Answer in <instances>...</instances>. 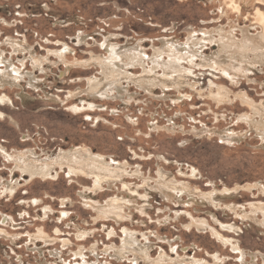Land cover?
Returning <instances> with one entry per match:
<instances>
[{
	"label": "rangeland",
	"instance_id": "1",
	"mask_svg": "<svg viewBox=\"0 0 264 264\" xmlns=\"http://www.w3.org/2000/svg\"><path fill=\"white\" fill-rule=\"evenodd\" d=\"M233 1L0 0V70L3 59L23 72L0 79L9 98L0 104V264H264V138L241 119L264 107V63L231 73L216 63L220 33L237 62L264 57V0ZM192 38L200 51L180 61L183 86L171 76L137 81L157 65V49ZM113 46L146 55L126 66L130 77L113 95L88 93ZM219 87L222 99L212 96ZM79 146L125 164L123 180L95 193L92 177L68 168L33 180L15 169L22 154L46 163ZM116 198L118 217L107 210ZM39 230L47 240L32 239ZM143 247L148 262L135 258Z\"/></svg>",
	"mask_w": 264,
	"mask_h": 264
},
{
	"label": "bare ground",
	"instance_id": "2",
	"mask_svg": "<svg viewBox=\"0 0 264 264\" xmlns=\"http://www.w3.org/2000/svg\"><path fill=\"white\" fill-rule=\"evenodd\" d=\"M233 4H236L233 0H231V2L229 3V6L232 7ZM237 9L239 10V6H237ZM256 17H257V21L261 27V32H260V36L262 38H264V11L261 9H257L256 10ZM258 26V24H257ZM255 27V26H254ZM219 32V31H218ZM221 32V30H220ZM249 33V32H248ZM211 35V34H210ZM230 35V34H229ZM209 36V35H208ZM207 37V36H206ZM212 37V36H211ZM191 38V37H190ZM211 39V38H210ZM203 40H206L205 36L203 38ZM231 39L229 38L228 35L220 33L219 38L217 39L218 41V46H219V53L221 56L223 55L222 53H224L225 55H223V57H219V59H217L216 63H218V65L226 72H230L233 71H240L243 70L244 67V63L247 62V64L252 61V62H259V63H264V57L262 56H258L256 59L251 60L248 59L246 56L241 55V60L239 62H237L236 60V56L233 54H229V52H227V48L233 47L234 46V42L230 41ZM216 41V43H217ZM201 42V39H189L187 40V42L184 44L186 45V47L183 44H177V43H173L171 42L170 44H168L167 46L161 48V49H157L155 52L156 55V59H154V62L157 64L155 66H153L151 69L147 68L148 70H144V74L139 77L137 79V81L139 80V82L143 85H153L156 81H165L164 83H166V81H169V76H171L172 78V84L180 87L183 86L184 83V78L181 75V73L183 72V68L181 69V64L180 61H183V59H188V58H193L194 56H197L198 54V48H194V46L197 47V44H199ZM204 42V41H202ZM233 42V43H232ZM15 43V42H14ZM64 43V42H63ZM12 44V42H11ZM204 44V43H203ZM15 45V44H14ZM18 45V44H17ZM205 45V44H204ZM203 46V45H202ZM199 47V46H198ZM205 47V46H203ZM233 49V48H232ZM15 50H17L15 48ZM19 50V49H18ZM17 50V51H18ZM200 51V50H199ZM230 51V50H229ZM57 52V51H55ZM59 53V52H57ZM143 53V52H141ZM59 57H67L66 55H63V51L60 52V54H58ZM146 54L142 55L140 53H135L132 55H121L118 53V51L116 50V48L113 46L110 49V54L107 57H97L98 58V63L103 67V75L104 78L101 80V78L96 79V78H91L89 79V88H88V93L90 94H99V95H107L110 92L112 93V95L114 94V92L116 90H120L122 88V85L120 83V81L124 78V77H130V75L128 74V68L126 69L127 65H138L140 61L144 60V56ZM233 57H232V56ZM165 56H168V59L165 60ZM4 57V56H3ZM129 60L128 63L124 62V58H126ZM2 58V57H1ZM200 58V57H199ZM202 58V57H201ZM217 58V57H216ZM151 59V58H150ZM34 60V59H33ZM153 60V59H152ZM25 61V60H24ZM1 62H3V64H5L6 68L0 70V79L2 80V83L4 82H9L11 80V78L17 79L19 77V75L22 72V69H18L16 68L11 62H9L8 60H3L1 59ZM34 62V61H33ZM35 62H37L35 60ZM153 62V61H152ZM215 63V64H216ZM258 63V64H259ZM41 64V63H40ZM141 65V63H140ZM143 65V64H142ZM154 65V64H153ZM232 65V66H231ZM254 65V64H253ZM37 66V65H36ZM40 66V65H39ZM139 66V65H138ZM69 67V66H67ZM133 67V66H132ZM232 67V68H231ZM124 68V69H123ZM160 68L163 71V74L161 76L155 74L156 70ZM68 69V68H67ZM70 69V68H69ZM185 70V69H184ZM158 71V70H157ZM155 72V73H154ZM179 73V77L176 78V76L174 77V75H172L171 73ZM32 73V72H31ZM185 73V72H184ZM22 75V74H21ZM35 75V74H34ZM134 75V74H133ZM186 75V74H185ZM29 76V75H27ZM138 76V75H137ZM137 76H135L137 78ZM134 77V78H135ZM188 78V77H187ZM19 79V78H18ZM132 80V79H131ZM130 80V81H131ZM12 81V82H13ZM17 81V80H16ZM124 81V80H123ZM196 81V80H195ZM136 82V81H135ZM139 83V84H140ZM160 84V83H159ZM187 84V83H185ZM165 85L164 88H167L166 85L167 84H163V86ZM175 86V87H176ZM148 88V87H147ZM151 88V87H150ZM149 88V89H150ZM171 88V86H170ZM146 89V88H145ZM194 89V88H193ZM195 90V89H194ZM211 90V89H210ZM218 92L213 94L212 96H214L215 98H219L222 99L223 95L226 94V91L224 90L223 87H219ZM125 92V91H124ZM211 93V92H210ZM209 93V94H210ZM200 94V93H199ZM124 96V95H123ZM190 97V95L187 94H182V97ZM181 97V96H180ZM228 98V97H227ZM6 99L9 100V98L6 95H0V104H5ZM192 99V98H191ZM255 105V104H254ZM253 112H254V116H251V114H244L241 116V119L247 121L248 123H250L253 127H255L257 130L263 132V138H264V117H263V112H264V107L262 105H258V106H253ZM257 117H260V119H257ZM239 118V117H238ZM256 131V130H255ZM4 148V147H3ZM1 146H0V152H5L6 153V149L4 150ZM64 149V148H63ZM35 154V153H34ZM51 155V154H50ZM18 157V155H17ZM16 157V158H17ZM33 156L31 153H25L22 154L20 157L17 158L16 161V165H15V169L19 170L22 172V175H28V177L30 178V180H33L37 177H42V178H55L59 175L58 172V168L60 169H64L68 168V172L69 174H73L75 176H79V175H88L90 177H92V179L94 180L93 183V187L92 189L95 191H98L100 188H103V186L105 184H109L112 182H116L117 179H121L123 180L124 175L127 173V167L125 166V164L122 163H117L114 164L112 161H109L107 159V157L103 154L100 153H94L92 151V149H90L89 147L86 146H79V147H75L69 150H62L60 151V153L57 155V157L53 158L50 162H42V160H34L32 159ZM111 160V159H110ZM164 169V168H163ZM15 173V172H14ZM130 175V174H129ZM163 175V174H162ZM140 176V175H139ZM142 176V175H141ZM145 176V175H144ZM164 176V175H163ZM141 178V177H140ZM28 179V178H27ZM12 180V179H11ZM29 180V181H30ZM162 180V179H161ZM13 183H8V189L12 192V194H14L13 192H15L14 190L16 189V185L18 183H14L15 181H11ZM164 182V181H163ZM167 182V181H166ZM122 183V182H121ZM147 184V182H145ZM123 184V183H122ZM125 186H127V184H124ZM152 186V185H150ZM130 190H132V188L128 187ZM136 188V187H135ZM179 188V187H178ZM128 189V190H129ZM137 189V188H136ZM135 190V189H134ZM138 190V189H137ZM136 190V191H137ZM168 190V189H167ZM171 190V189H170ZM182 190V189H181ZM194 191V190H193ZM264 191V190H263ZM172 192V191H171ZM10 193V192H9ZM96 193V192H95ZM140 194V193H139ZM138 194V195H139ZM209 194V193H208ZM83 195V194H82ZM131 195V194H130ZM144 195V194H143ZM142 195V196H143ZM195 195V194H194ZM211 195V194H209ZM212 195H214L212 193ZM88 196V195H87ZM201 196V194H200ZM208 197V196H206ZM85 198V197H84ZM183 198V197H182ZM181 198V199H182ZM211 200V199H210ZM86 201V200H85ZM118 199H114L113 200V207L109 208L107 210H110L111 213L115 215L116 217H118V215L122 216L119 212V210H121L119 207V204L117 203ZM129 202V201H128ZM111 203V202H109ZM213 203V201H212ZM128 204V203H127ZM112 206V204H111ZM258 206V205H257ZM256 206V207H257ZM254 207V208H256ZM119 208V210H118ZM123 208V207H122ZM104 210L106 208H103ZM112 209V210H111ZM258 209V208H256ZM123 210V209H122ZM124 211V210H123ZM122 211V212H123ZM264 211V209H263ZM108 212V211H107ZM108 214V213H107ZM64 215L65 212H64ZM108 215V216H109ZM112 216V215H110ZM264 216V215H263ZM65 217V216H64ZM120 218V217H119ZM6 220V218H5ZM4 220V221H5ZM202 225V223H200ZM199 224V225H200ZM203 227V226H202ZM58 230V229H57ZM59 231V230H58ZM126 231V230H125ZM128 232H126L127 234ZM132 233V232H131ZM135 233V232H134ZM133 234V233H132ZM131 235V234H128ZM216 235L218 236V234L216 233ZM32 236V235H31ZM48 236V235H47ZM83 236V234H82ZM220 236V235H219ZM222 236V235H221ZM46 238L45 232L43 230H39V233L34 235L32 237V239H37V238ZM80 237V236H79ZM31 238V237H30ZM43 238V239H44ZM127 238V237H125ZM135 238V237H134ZM132 237H128L127 240L124 243V245L127 246H132L134 245V243L131 240H135ZM223 237H220L219 239H221ZM138 239V238H137ZM226 239V238H225ZM224 240V239H223ZM222 240V241H223ZM229 240V239H228ZM228 240H226L228 242ZM137 241V240H136ZM67 244V243H66ZM236 245V244H235ZM147 247V246H146ZM143 247L139 249L140 256L138 253H135V258L136 260H138V258L142 259L144 258L147 262L150 260V254L148 251V248ZM113 248V247H112ZM139 248V247H138ZM137 248V249H138ZM116 249V248H115ZM117 253L120 254L121 256L124 255L125 250L123 248L121 249H116ZM129 253V252H128ZM77 255H82L83 250L80 249L79 251L76 252ZM134 254V253H133ZM217 255V254H216ZM164 257V254L161 256V259ZM83 259V258H82ZM85 259V258H84ZM163 260H166L165 258ZM194 260V259H193ZM193 260L191 259V261L193 262ZM152 261V260H151ZM155 261V260H154ZM216 261V260H215ZM167 262V261H166ZM199 262V261H198ZM191 263V262H190ZM196 263V262H195ZM86 264V263H85ZM197 264V263H196ZM209 264V263H208Z\"/></svg>",
	"mask_w": 264,
	"mask_h": 264
}]
</instances>
